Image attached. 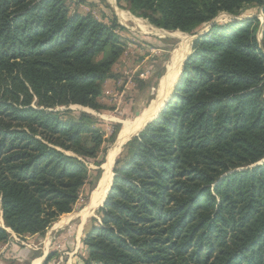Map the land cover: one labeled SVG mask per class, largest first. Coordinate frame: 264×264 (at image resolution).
I'll use <instances>...</instances> for the list:
<instances>
[{
  "label": "trees",
  "instance_id": "trees-1",
  "mask_svg": "<svg viewBox=\"0 0 264 264\" xmlns=\"http://www.w3.org/2000/svg\"><path fill=\"white\" fill-rule=\"evenodd\" d=\"M69 1L0 0V245L44 234L101 178L89 166L105 135L70 107L102 109L123 27ZM127 2L197 38L170 101L123 147L85 264H264V32L258 18L209 26L244 5L264 15V0Z\"/></svg>",
  "mask_w": 264,
  "mask_h": 264
},
{
  "label": "rangeland",
  "instance_id": "rangeland-1",
  "mask_svg": "<svg viewBox=\"0 0 264 264\" xmlns=\"http://www.w3.org/2000/svg\"><path fill=\"white\" fill-rule=\"evenodd\" d=\"M68 5L72 12L91 14L104 23H109L116 16L123 27L119 34L124 44V52L113 66L114 79L108 80L102 86L103 94L98 99L102 109L95 111L80 106L70 107L76 113L90 114L96 121L94 128L105 135L101 156L96 160L102 161V165L98 167L91 163L89 166L92 170L102 171L101 180L111 151L120 145V133L124 123L133 124L142 113L154 106L160 97V83L168 68L171 70L172 66L176 67L179 78L182 62L192 54L196 35L154 26L148 19L135 16L129 10L127 0H72ZM236 11V14L222 12L214 21L225 24L234 20L258 18L261 22L258 33L261 40L264 18L262 10L254 5H244ZM208 27L202 26L196 34L207 32ZM161 73L163 76L159 78ZM138 134L120 145L113 162V179L114 168L123 147ZM98 184L99 182L97 187ZM92 195L88 200L82 198L72 213L61 216L44 234L19 237L12 233L10 241L0 245V264H85L88 252L83 239L92 219L96 217L97 210L102 206H97L91 216L84 220V211L89 207ZM0 223L2 225L3 221ZM48 258H51L49 262Z\"/></svg>",
  "mask_w": 264,
  "mask_h": 264
},
{
  "label": "bare ground",
  "instance_id": "bare-ground-1",
  "mask_svg": "<svg viewBox=\"0 0 264 264\" xmlns=\"http://www.w3.org/2000/svg\"><path fill=\"white\" fill-rule=\"evenodd\" d=\"M168 75L172 81L178 80L177 68L172 66L171 70H169V72H168ZM164 81L162 82L163 85L161 86L160 97L157 101L158 104L155 103L154 106L151 107V109H149L145 113H142L139 116V118H137L138 120L135 121L133 124L132 123H124V128L122 129V131L120 133V136H121L120 141H119L120 145H122L125 141H127L133 135L137 134L142 128H144V126L148 122L152 121V119L155 118L156 115H158L160 108L163 106V103L170 96L169 94L172 91L173 83H175V82H172V83L166 84ZM163 97H164V99H163ZM131 124H132V127H130ZM120 145H118L114 150H112L109 157H108V164L106 165L105 177L102 180L100 188H98L94 192V194L90 200L89 207L84 211V216H83L84 220H86L88 216H91V214L96 209V207L101 205L107 197V194L110 190V187L112 184V179H113V172H112L113 162H114L115 156L117 155V152L119 150Z\"/></svg>",
  "mask_w": 264,
  "mask_h": 264
},
{
  "label": "water",
  "instance_id": "water-1",
  "mask_svg": "<svg viewBox=\"0 0 264 264\" xmlns=\"http://www.w3.org/2000/svg\"><path fill=\"white\" fill-rule=\"evenodd\" d=\"M264 17V16H263ZM214 23H216L215 21H213L209 26H211L212 24H214ZM262 23H264V18H263V22ZM208 31V30H207ZM263 32H264V26H262V36H261V40H262V38H263ZM202 34H204V33H201V34H198V36L199 35H202ZM197 38V36L196 37H194V39L193 40H195ZM260 40V41H261ZM185 61L186 60H184L183 62H182V66H181V72H180V76H179V78H178V80H176L175 81V83H173V85H172V92L170 93V96L168 97V99L167 100H165V102L163 103V106L160 108V111H159V113H158V115L153 119V120H155L158 116H159V114L161 113V111L165 108V106L167 105V103L170 101V99H171V97H172V95H173V92H174V90H175V88H176V86H177V84H178V82H179V80H180V77H181V74H182V72H183V69H184V63H185ZM174 71V70H173ZM168 72H169V68L166 70V73H165V75H164V77H163V80L165 79V83L167 84H169V83H172L173 81L169 78V75H168ZM162 80V81H163ZM162 81H161V83H160V86H162L163 84H162ZM167 98V97H166ZM165 98V99H166ZM163 99H164V97H163ZM139 115V114H138ZM152 120V121H153ZM152 121H150V122H152ZM150 122H148L145 126H144V128L150 123ZM143 128V129H144ZM142 129V130H143ZM142 130L140 131V132H142ZM140 132H138V133H140ZM264 161H262L261 163H263ZM261 163H259V164H261ZM106 171V170H105ZM106 173V172H105ZM104 177H105V174L103 175V177H102V179L99 181V184H98V187H97V189L98 188H100V185H101V183H102V180L104 179ZM112 183H113V180H112ZM111 186H112V184H111ZM96 189V190H97ZM110 189H111V187H110ZM110 191V190H109ZM109 193V192H108ZM108 195V194H107ZM105 201H106V199L104 200V202L102 203V206L104 205V203H105ZM101 206V207H102ZM0 221H3V219L1 218L0 219ZM2 227H5L4 226V221H3V224H2ZM10 231V230H9ZM11 232V231H10Z\"/></svg>",
  "mask_w": 264,
  "mask_h": 264
},
{
  "label": "crops",
  "instance_id": "crops-1",
  "mask_svg": "<svg viewBox=\"0 0 264 264\" xmlns=\"http://www.w3.org/2000/svg\"><path fill=\"white\" fill-rule=\"evenodd\" d=\"M156 103H157V102H156ZM157 104H158V103H157ZM142 129H143V128H142ZM142 129H141V130H142Z\"/></svg>",
  "mask_w": 264,
  "mask_h": 264
}]
</instances>
